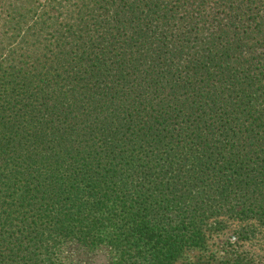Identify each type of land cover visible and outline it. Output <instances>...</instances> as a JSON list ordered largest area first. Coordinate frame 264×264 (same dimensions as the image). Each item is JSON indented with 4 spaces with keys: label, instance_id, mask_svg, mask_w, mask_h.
<instances>
[{
    "label": "trees",
    "instance_id": "obj_1",
    "mask_svg": "<svg viewBox=\"0 0 264 264\" xmlns=\"http://www.w3.org/2000/svg\"><path fill=\"white\" fill-rule=\"evenodd\" d=\"M228 232L264 255V0H0V264Z\"/></svg>",
    "mask_w": 264,
    "mask_h": 264
},
{
    "label": "rangeland",
    "instance_id": "obj_2",
    "mask_svg": "<svg viewBox=\"0 0 264 264\" xmlns=\"http://www.w3.org/2000/svg\"><path fill=\"white\" fill-rule=\"evenodd\" d=\"M256 247L240 246L230 236L212 234L206 240L205 250L185 252L178 264H224L232 258L251 259V264H264V255ZM66 257L71 264H111L112 255L106 248L89 252L70 244L66 248Z\"/></svg>",
    "mask_w": 264,
    "mask_h": 264
}]
</instances>
